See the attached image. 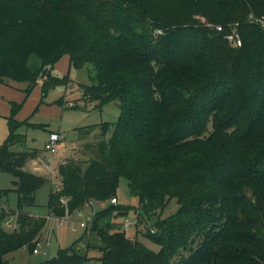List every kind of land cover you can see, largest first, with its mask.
<instances>
[{
  "label": "trees",
  "instance_id": "obj_1",
  "mask_svg": "<svg viewBox=\"0 0 264 264\" xmlns=\"http://www.w3.org/2000/svg\"><path fill=\"white\" fill-rule=\"evenodd\" d=\"M65 54L70 66H95L82 99L118 100L120 115L102 123L109 138L84 146L86 161L57 165L48 214L109 202L85 226L100 254L82 252L83 233L37 264H264V0H0L1 83L26 81L28 94L42 77V102L69 81L51 72ZM21 105L12 103L0 143V171L18 193L16 208L0 206V264L22 246L33 251L48 219L25 210L48 178L23 168L37 150L11 149ZM121 177L138 205L111 201ZM173 197L178 210L146 226L145 239L117 220L155 215ZM8 214L17 228L4 226Z\"/></svg>",
  "mask_w": 264,
  "mask_h": 264
},
{
  "label": "rangeland",
  "instance_id": "obj_2",
  "mask_svg": "<svg viewBox=\"0 0 264 264\" xmlns=\"http://www.w3.org/2000/svg\"><path fill=\"white\" fill-rule=\"evenodd\" d=\"M69 58L68 54L63 55L51 70L55 76L62 77L68 74L69 81L51 87L42 102L44 82L42 77L28 94L25 92L28 85L26 81L8 80L0 83V143L9 133L8 117L11 115L12 103H22L15 115L16 119L25 121L17 129V132L22 134V139L12 144L11 149L15 151L37 150V155L29 158L23 168L48 178V181L35 193L36 204L25 208L37 214L47 215L49 213V193L52 188L60 186L59 176L52 172L54 159L75 158L86 161L89 156L84 146L103 137L109 138L112 127L104 132L102 123L116 121L120 115L118 100L109 101L102 107H98L96 101L85 102L82 99L81 85L96 82L94 77L96 69L93 63H87L79 68L70 66ZM30 62L32 64L40 62V58L32 55ZM60 98L63 99L64 104L58 103L57 100ZM51 130H58L60 134L56 152L45 148ZM14 179L13 174L0 171V206L11 209L17 207L18 193L15 190ZM117 196L118 202L122 204L138 205L139 203L138 197L130 191L128 180L125 177L120 178ZM108 202H93L84 208L82 214L67 215L60 218L61 220L48 217L42 228L40 244L36 245L39 251L33 252L29 247L22 246L5 254L3 264H37L53 257L59 247L69 246L83 233L85 237L78 244L82 252L88 247L89 255L100 254L98 250V245L102 244L100 238L95 234L89 235L85 230L86 227L81 226L80 222L88 220L94 209L97 210ZM179 206L177 198L173 197L163 211H159L160 214L157 212L155 215H142L137 218L139 213L131 210L130 214L119 216L117 220L130 219L133 225L126 229L127 235L135 237V234L139 232V238L145 239L142 231H146V226L152 227L159 218L175 213ZM8 220L16 223L17 215L8 214L4 219V226L12 229L5 225ZM147 245L154 250L160 249V245L153 241L148 240ZM89 264L92 263L89 262Z\"/></svg>",
  "mask_w": 264,
  "mask_h": 264
},
{
  "label": "built area",
  "instance_id": "obj_3",
  "mask_svg": "<svg viewBox=\"0 0 264 264\" xmlns=\"http://www.w3.org/2000/svg\"><path fill=\"white\" fill-rule=\"evenodd\" d=\"M218 29H221L222 26L221 25H218L217 26ZM228 39L234 44V45H240L241 44V39L239 38V36L235 33H230L227 35ZM72 104V103H71ZM60 141V134L57 132V131H52L50 132L49 134V138L45 144V148L47 150H50L52 152H56V149H57V145H58V142ZM111 201L113 203H117L118 202V199L116 197H113L111 199ZM93 201H90L88 204H92ZM83 213V210L80 209L77 214H82ZM91 218V216H89V219ZM88 219V220H89ZM87 220H82L80 222V225L81 226H86L87 225ZM5 225L8 226V227H11L12 229L13 228H17L18 227V224L17 222L16 223H12L10 222L9 220L5 222ZM133 225V222L130 220V219H126L125 220V223H124V227L125 229H128L130 228L131 226ZM153 230V229H152ZM38 245L40 244L39 242L37 243ZM34 252H38V247L36 246L33 250Z\"/></svg>",
  "mask_w": 264,
  "mask_h": 264
},
{
  "label": "crops",
  "instance_id": "obj_4",
  "mask_svg": "<svg viewBox=\"0 0 264 264\" xmlns=\"http://www.w3.org/2000/svg\"><path fill=\"white\" fill-rule=\"evenodd\" d=\"M70 59V58H69ZM70 61V60H69ZM1 83V82H0ZM82 92V91H81ZM66 98V97H65ZM52 131H57L58 132V130H51V132ZM66 158H63V159H54V161H53V166H52V172L53 173H55L57 176H59L58 175V173H57V165L60 163V162H62V161H64ZM45 170V169H44ZM59 179H60V177H59ZM56 188H58V186H56ZM4 207H6V206H4ZM6 208H8V207H6ZM31 214H34V215H43V214H37V213H34V212H30ZM75 215V214H74ZM73 215V216H74ZM47 216V218L48 217H55V218H57L58 220H61L60 218H58V217H56V216H53V215H49V214H47L46 215ZM87 264H89V263H87Z\"/></svg>",
  "mask_w": 264,
  "mask_h": 264
}]
</instances>
